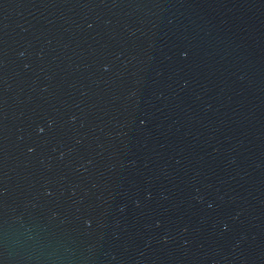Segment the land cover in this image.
<instances>
[{
  "label": "water",
  "instance_id": "1",
  "mask_svg": "<svg viewBox=\"0 0 264 264\" xmlns=\"http://www.w3.org/2000/svg\"><path fill=\"white\" fill-rule=\"evenodd\" d=\"M0 264H264V0H0Z\"/></svg>",
  "mask_w": 264,
  "mask_h": 264
}]
</instances>
